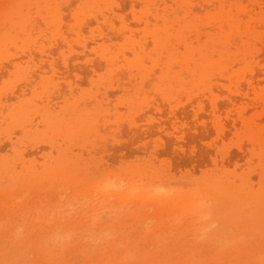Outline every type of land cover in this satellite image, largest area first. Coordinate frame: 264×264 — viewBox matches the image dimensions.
Instances as JSON below:
<instances>
[{
  "label": "rangeland",
  "instance_id": "obj_1",
  "mask_svg": "<svg viewBox=\"0 0 264 264\" xmlns=\"http://www.w3.org/2000/svg\"><path fill=\"white\" fill-rule=\"evenodd\" d=\"M0 264H264V0H0Z\"/></svg>",
  "mask_w": 264,
  "mask_h": 264
}]
</instances>
